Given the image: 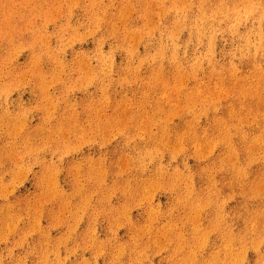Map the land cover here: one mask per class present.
<instances>
[{
	"label": "rangeland",
	"instance_id": "obj_1",
	"mask_svg": "<svg viewBox=\"0 0 264 264\" xmlns=\"http://www.w3.org/2000/svg\"><path fill=\"white\" fill-rule=\"evenodd\" d=\"M263 5L0 0V264H264Z\"/></svg>",
	"mask_w": 264,
	"mask_h": 264
},
{
	"label": "bare ground",
	"instance_id": "obj_2",
	"mask_svg": "<svg viewBox=\"0 0 264 264\" xmlns=\"http://www.w3.org/2000/svg\"><path fill=\"white\" fill-rule=\"evenodd\" d=\"M249 3V2H248ZM246 5V4H245ZM249 5V4H248ZM247 5V7H249ZM258 5H259V3H258ZM261 5H262V3H261ZM259 7V6H258ZM202 8V7H201ZM204 8V7H203ZM203 8H202V10H203ZM210 8V7H209ZM255 8V7H254ZM212 10H214V9H212ZM243 10V9H242ZM253 10H255V9H249L246 13H248V14H246V16H252V15H255L254 17H256V21H258L259 20V17L255 14V12L253 11ZM259 10V9H258ZM261 10V9H260ZM262 10H263V12H264V5L262 6ZM213 12H218V13H220L221 14V17L225 20V21H230V22H236V23H239V20H240V15H239V13H238V11H237V9H236V6L234 5V3H231V2H222V3H220V5H218V9L215 11H213ZM258 12V11H257ZM208 13V12H207ZM214 13V14H215ZM212 14V13H211ZM214 14H213V16H214ZM259 14V13H258ZM217 15V14H216ZM261 15V14H260ZM188 17V16H187ZM212 17V16H211ZM245 17V16H244ZM209 18V17H208ZM207 18V19H208ZM247 18V17H246ZM206 19V17L203 19L204 21H206L207 20ZM211 19V18H210ZM241 19H242V17H241ZM255 19V18H254ZM185 20V19H184ZM196 20V19H195ZM216 20V19H215ZM217 20H219V19H217ZM261 20H262V18H261ZM264 20V19H263ZM211 21H212V19H211ZM220 21V20H219ZM240 24V23H239ZM236 25V24H235ZM234 25V26H235ZM238 25V24H237ZM260 25V22H259V24H258V26ZM195 26V25H194ZM235 27H237V26H235ZM257 27V26H256ZM238 28V27H237ZM252 28H254L253 26H252ZM258 28V27H257ZM209 30V29H208ZM231 30V29H230ZM237 30V29H236ZM198 31V30H197ZM209 33V32H208ZM235 33V32H234ZM258 35V34H257ZM259 35H260V32H259ZM211 39V38H210ZM243 39V38H242ZM262 39V38H261ZM243 43V42H242ZM262 44V43H261ZM243 45V44H242ZM245 45V44H244ZM250 93V92H249ZM216 141V140H215ZM213 143V142H212ZM234 156V155H233ZM236 158V157H235ZM243 177V176H242ZM235 183V182H234ZM259 191V190H258ZM264 191V190H263ZM205 203V202H204ZM207 206V205H206ZM197 209V208H196ZM263 214H264V207H263V212H262ZM199 215V214H198ZM250 217V216H249ZM258 217V216H257ZM249 219V218H248ZM193 221V220H192ZM250 225H251V223H250ZM255 226V225H254ZM199 229V228H198ZM259 231V230H258ZM214 232V231H213ZM201 236V235H200ZM208 236V235H207ZM257 243V242H256ZM258 245V244H257ZM200 246V245H199ZM231 246V245H230ZM203 247V246H202ZM242 247V246H241ZM244 247H245V245H244ZM231 249V248H230ZM240 249V248H239ZM242 251L241 250H239L238 251V256H240V263H242ZM234 255V254H233ZM244 255H245V252H244ZM237 257V256H236ZM261 262H263V261H261ZM234 263V262H233Z\"/></svg>",
	"mask_w": 264,
	"mask_h": 264
}]
</instances>
